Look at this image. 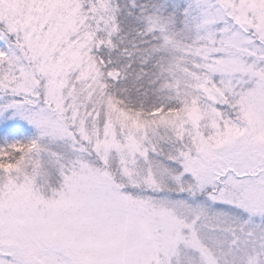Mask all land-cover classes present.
Instances as JSON below:
<instances>
[{
  "label": "snow or ice",
  "instance_id": "1",
  "mask_svg": "<svg viewBox=\"0 0 264 264\" xmlns=\"http://www.w3.org/2000/svg\"><path fill=\"white\" fill-rule=\"evenodd\" d=\"M0 264H264V0H0Z\"/></svg>",
  "mask_w": 264,
  "mask_h": 264
}]
</instances>
